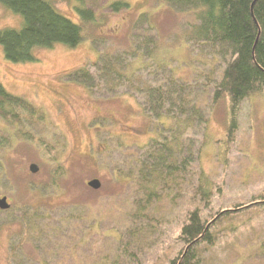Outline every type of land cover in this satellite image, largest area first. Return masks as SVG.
Returning a JSON list of instances; mask_svg holds the SVG:
<instances>
[{"label": "trees", "instance_id": "16d2710c", "mask_svg": "<svg viewBox=\"0 0 264 264\" xmlns=\"http://www.w3.org/2000/svg\"><path fill=\"white\" fill-rule=\"evenodd\" d=\"M90 1L92 6L89 0H75L74 9L80 17L76 21L53 0H0L6 8L22 15L20 26L0 27V44L6 59L27 62L38 59V48L57 43L75 47L88 37L99 49L98 59L69 70L68 75L93 92L128 91L139 97L151 125H155V136L142 145L136 144L141 148L139 154L125 159L127 170L115 174V179L133 187L127 225L122 230L116 228L117 233L100 234L111 236L114 244L112 258L109 261L105 255L104 264H124L123 260L138 264L134 248L142 238H154L159 233L162 218L156 214L164 198L174 203L177 194L189 189L190 200L197 199L203 208H212L214 184L196 164L209 121L211 108L207 103L209 99L211 105L226 100L225 136L231 141L243 100L264 89V0H147L155 8L165 4L194 14V20L186 24L176 40L178 45L194 47L202 56L200 68L194 66L192 79L183 77L172 66L171 57L162 53L163 39L155 11L143 9L136 13L127 35L119 38L95 32L100 20L93 3L101 2ZM101 5L116 12L131 10L127 0H105ZM43 117V110L35 103L0 82V187L3 180L10 179L8 152L20 140L38 143L43 146L44 159L58 161L56 146L38 139L32 131ZM117 144L124 146L120 140ZM55 172L54 181L63 175V167L58 165ZM45 187L29 181L23 190L44 193ZM43 200L26 199L0 209L7 221L19 224L10 247L13 264H49L48 256L57 254L64 258L68 247L70 253L77 252L94 234H88V230L100 225V220L90 219L75 203L48 205ZM251 203H264V193ZM203 208L196 204L186 209L177 235L181 246L167 264H201L200 245L217 242L219 220L234 210L204 215ZM31 255L35 258L29 263Z\"/></svg>", "mask_w": 264, "mask_h": 264}, {"label": "rangeland", "instance_id": "374dc122", "mask_svg": "<svg viewBox=\"0 0 264 264\" xmlns=\"http://www.w3.org/2000/svg\"><path fill=\"white\" fill-rule=\"evenodd\" d=\"M53 1L62 12L80 21L74 9L75 0ZM127 1L131 10L118 12L102 6L105 0H100L97 5L93 3L100 20L95 32L123 38L136 13L143 9L155 11L154 19L163 39L162 53L171 57L172 66L183 77L192 79L194 66L199 67L202 56L194 47L187 43L178 45L176 40L183 34L186 24L194 20V14L165 4L155 8L147 0ZM21 23V14L0 3V27L20 26ZM37 54L35 61L13 62L6 59L0 44V82L43 110V119L36 121L32 131L38 139L56 146L59 159L57 162L44 159L43 146L20 140L8 152L10 179L2 181L0 196L7 195L8 200L16 204L26 199L39 201L43 198L44 204L48 205L75 203L80 209L83 207L90 219L100 220V225L94 227L96 230H88V234H94L77 252L70 253L68 247L64 258L60 254L49 255V264H58L57 260L59 264H104L105 255L111 260L114 244L111 236L100 234H113L118 232L116 228L124 229L133 198L132 184L122 183L115 176L118 171L127 170L123 165L125 159L141 151L136 144L142 145L150 136H155V125H151L137 95L128 91L117 94L93 92L86 84L68 75L69 70L98 59L99 49L90 38L82 39L75 47L57 43L38 48ZM183 60L188 64L185 65ZM207 104L211 108L209 121L196 164L214 184L212 208L205 209L199 200H190L189 189L177 194L174 203L164 198L159 204L161 210L156 214L162 218L157 229L159 233L154 238H142L134 248L138 264L168 263L181 246L177 235L185 211L196 204L203 208L204 215L210 211L214 214L221 209H234L219 220L215 229L217 242L200 245L201 264H264V203H251L264 193V89L243 100L238 127L231 141L225 136L226 100L211 105L209 99ZM154 123L158 124L157 121ZM119 140L124 146L117 144ZM32 162L39 165L36 173L29 168ZM58 165L63 167L64 173L54 181ZM95 177L101 180L99 188L88 184ZM29 181L45 185L44 193L23 190ZM54 182L56 184L52 186ZM5 218L0 214V264H13L10 247L19 224ZM34 258L31 255L29 263Z\"/></svg>", "mask_w": 264, "mask_h": 264}, {"label": "water", "instance_id": "95a60500", "mask_svg": "<svg viewBox=\"0 0 264 264\" xmlns=\"http://www.w3.org/2000/svg\"><path fill=\"white\" fill-rule=\"evenodd\" d=\"M31 172L36 173L39 170V165L36 162H32L29 165ZM88 184L93 188H99L101 186V180L99 178H92L88 181ZM11 205L7 195L0 196V209H7Z\"/></svg>", "mask_w": 264, "mask_h": 264}]
</instances>
